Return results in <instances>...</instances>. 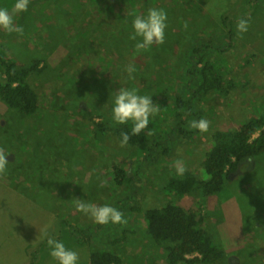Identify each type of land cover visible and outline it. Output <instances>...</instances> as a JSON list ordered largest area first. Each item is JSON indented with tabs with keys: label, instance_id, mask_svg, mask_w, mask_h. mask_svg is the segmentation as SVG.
<instances>
[{
	"label": "rangeland",
	"instance_id": "obj_1",
	"mask_svg": "<svg viewBox=\"0 0 264 264\" xmlns=\"http://www.w3.org/2000/svg\"><path fill=\"white\" fill-rule=\"evenodd\" d=\"M69 1L30 0L28 10L15 16L23 34L9 33L10 50L16 54L3 53L6 58L18 56L20 66H28L40 53L47 68L30 82L39 95L35 113L22 114L10 106L9 112H0V149L8 157L6 171L0 174V264H58L50 255L48 237L77 252V264H89L95 248L108 249L112 244L107 239L122 237L127 242H118L116 248L126 264H170L168 253L153 239L140 238L147 225L142 214L148 207L166 204V187L176 171L175 161L185 165L192 158L198 164L204 157V146L197 142L199 131L189 127L192 120L207 119L211 131L235 127L239 120L262 110L264 0H192L190 5L191 0H149L151 8L167 13L166 31L183 25L187 10H195L196 17H189L178 46L154 44L140 52L135 48L140 37H75L69 15L87 0H71L68 9ZM14 2L0 0V7L11 11ZM58 2L63 5L55 10ZM91 4H87L90 13L81 18V23L91 15L100 18L102 10L118 13L121 20H134L141 6H150L147 0H100L96 7ZM249 16L247 32H236L233 18L238 22ZM225 18L230 21L226 22L228 30L222 28ZM80 30L77 27L75 34ZM4 32L0 35H7ZM52 35L55 44L44 46L43 41ZM251 52L258 56L255 73L261 83L259 87L245 85L233 90L231 95L238 100L235 107L228 103L229 94H211L208 100L212 103L194 95L202 79L201 56L214 57L212 63L217 56L231 59L223 66L231 77ZM129 64L136 69L135 79H129L125 71ZM240 78L243 85L245 79ZM4 79L0 69V81ZM121 87L137 88L139 94L151 96L159 108L149 118L154 129L146 134L143 144L122 147L114 131L97 132L99 126L122 125L112 120L113 98ZM174 97L190 104L174 112ZM19 117L23 121L17 122ZM260 135L261 131L255 133L256 137ZM206 142L212 144L210 134H206ZM188 145L191 150L183 151L187 159H178L180 148ZM164 147L170 149L169 153ZM253 160L248 159L232 174L233 179L218 194L227 196L224 205L220 204L224 199L207 204L197 192L186 197L198 211L201 206L205 216L209 213L220 219V227L215 228L222 236L218 247L230 249L223 264H264V154ZM116 165L133 179L118 185ZM101 182H105L104 187H100ZM77 198L98 206L111 205L124 214L127 223L96 224L76 209ZM137 211L143 212L141 233L139 227L131 225ZM95 240L101 246H90Z\"/></svg>",
	"mask_w": 264,
	"mask_h": 264
},
{
	"label": "trees",
	"instance_id": "obj_2",
	"mask_svg": "<svg viewBox=\"0 0 264 264\" xmlns=\"http://www.w3.org/2000/svg\"><path fill=\"white\" fill-rule=\"evenodd\" d=\"M190 3L192 0L189 1L188 5ZM144 8L141 6L134 16L139 15ZM191 16L196 17L195 10L190 12L187 10V21ZM225 21L230 22L227 19ZM82 24L90 29L95 27L88 23L82 22ZM128 25L133 28V20H129ZM55 42L56 39L52 35L51 38L43 41V45L49 47ZM3 53L4 46L0 40V69L5 76V79L0 81V112L4 114L9 112L8 107L10 106L20 110L22 114L35 113L39 108V95L30 83L29 76L32 74L40 75L46 70L45 58L38 53L36 54L38 58H35L31 64L20 66L16 59L6 58ZM11 54L16 53L12 51ZM212 58L214 57L201 56L202 79L194 95L203 101H209L211 94H214L215 97H223L229 94L228 103L235 107L238 100L232 97L231 92L241 89L245 85L246 87L251 86L249 88L259 87L261 83L259 78H264V73L260 77L255 73V68L258 65V56L255 52L245 56L244 64L240 67L237 66L239 71L233 73L231 77H229V73L226 75L223 71V66L231 59L226 56H217L215 62L212 63L210 60ZM240 75L245 79L243 85ZM171 103V110L174 112L176 108L188 107L190 104L181 97H174ZM260 105L263 107L258 115L251 118L247 116L243 120H239L235 127H216L206 133L199 132L197 142L204 146L202 148V151L205 152L204 157H200L198 164L193 163L192 158L188 160L185 163L187 170L183 176H178L176 171L174 172L166 187L169 199L164 201L166 203L164 206L147 208L145 212L147 225L140 238L149 241L153 239L157 246L168 253L170 264H223L224 257L230 249L220 250L218 247V245H222V236H219L221 231L216 232L215 228L220 227L217 226L220 219L209 213L205 216L201 206L198 211L194 205L190 203L189 205L186 202V197L197 192L200 194L201 200L207 204L214 203V199L218 201L224 199L221 203L219 201L221 205L226 203L227 196L220 197L218 194L226 189L228 181L233 179L232 174L237 173L240 167L247 163L248 159L254 161V158L264 154V103L262 102ZM132 125V121L116 128L104 125L99 126L97 132H102V130L114 131L120 139H122L121 132H128L130 136L128 144H143L146 134L154 129V124L149 122L147 128L142 130L140 134L132 135ZM258 131H261V135L256 137L255 133ZM206 134H210L212 138L211 145L206 142ZM204 142H206L205 145ZM191 145L180 148L178 159H187L183 155V151H190ZM164 151L169 153L170 149L164 147ZM115 174L118 185L123 184L127 179H133V176H127L128 172L118 165L115 166ZM136 213H142V211ZM75 240L77 241V239ZM122 240L123 243L127 242L124 237L116 238L113 241L107 239V242H111V247L103 250L95 248L89 257V264H126L122 259L124 255L121 256L119 254L121 252L116 248V244ZM95 245L101 246V242L95 240V244L90 246ZM188 256H195V258L190 259Z\"/></svg>",
	"mask_w": 264,
	"mask_h": 264
},
{
	"label": "clouds",
	"instance_id": "obj_3",
	"mask_svg": "<svg viewBox=\"0 0 264 264\" xmlns=\"http://www.w3.org/2000/svg\"><path fill=\"white\" fill-rule=\"evenodd\" d=\"M152 6L151 2L147 0ZM30 0H15L11 11L7 7H0V32L7 33V35H0V40L4 46V53L11 54L10 45L8 40L11 39L9 33L23 34V28L17 25L15 22V16L19 13L26 12ZM251 17L247 19L241 18L237 22V31L239 33H245L248 30ZM167 13L163 9L150 8L147 16L137 15L133 20V28L126 26L124 28L116 27H94L102 30L106 36L111 33L116 34L118 37L124 38L130 36L132 40H136L140 37L135 48L137 52L147 51L154 44H163L165 40V29L167 27ZM75 36L81 34L85 38H92L88 30L90 28H83ZM187 28V24H185ZM3 29V30H1ZM69 41L70 38H69ZM153 56L158 57L157 53L154 52ZM38 58V57H33ZM18 61L19 58H16ZM31 64V63H29ZM20 65V64H19ZM125 71L128 73L129 79H135L133 73L136 71L132 64L126 66ZM38 74L30 75V81L35 79ZM159 112V108L153 103L152 97L148 95L139 94L137 88L121 87L117 90L113 98L112 107V120L117 124H126L129 121L133 122L131 128L132 135H138L142 130L147 128L149 124L150 116H154ZM24 118L19 117L17 122L23 121ZM189 127L196 129L200 133H206L209 130L210 122L207 119L201 118L199 120H192ZM151 135V133H149ZM122 139L120 140L121 146H126L130 139L128 132H121ZM251 162V161H250ZM8 165V157L3 149H0V174L5 173ZM176 168V175L183 176L186 172V166L183 161L177 160L174 162ZM105 182H101L100 187H104ZM76 209L85 215H88L96 224H126L127 220L124 219V214L117 208L104 204L97 205L95 203L86 202L82 199L77 198L75 201ZM143 213V212H142ZM145 216V213H143ZM45 236L47 233L45 232ZM47 245L50 249V255L53 257L58 264H77L79 259L78 253L67 248L66 245L55 238L48 237Z\"/></svg>",
	"mask_w": 264,
	"mask_h": 264
},
{
	"label": "crops",
	"instance_id": "obj_4",
	"mask_svg": "<svg viewBox=\"0 0 264 264\" xmlns=\"http://www.w3.org/2000/svg\"><path fill=\"white\" fill-rule=\"evenodd\" d=\"M99 1L100 0H92L93 4H91L90 0H87V1H85L83 3H81L80 5H77L76 9H72V12L70 14L71 16H69V19H70V27H71V30H72L71 32H72L73 35H75V31H76L77 27L88 28V27H85L81 23V18L83 16H86L87 14L90 13V10H89L87 4H91L92 6L96 7L97 6V2H99ZM70 2H71V0L67 4L68 5V9H69ZM62 5L63 4H60V2H58V8L55 9V10H60ZM151 7L152 6L150 5V6H148V8L147 7L144 8V10L139 13V15L146 16L147 10L150 9ZM128 21H129V19L121 20L119 14L118 13H114L111 10H102L100 18H97L94 15H91L88 19L83 21V23H88L90 26H95V27L124 28L126 26H129L128 25ZM187 23H188V21H187V17H186L183 25H181V26H179L177 28L170 27L167 31L165 30V40H164V42L165 43H171V44H177V46H178V42L180 40V34H181V32L186 31L187 28H185V24H187ZM179 30H180V32H179ZM8 42L11 43V39L8 40ZM140 214L141 213H134V215L131 217V220H132L131 225L132 226H137V220H138V227L140 228V225H141ZM142 215H141V217H142Z\"/></svg>",
	"mask_w": 264,
	"mask_h": 264
},
{
	"label": "bare ground",
	"instance_id": "obj_5",
	"mask_svg": "<svg viewBox=\"0 0 264 264\" xmlns=\"http://www.w3.org/2000/svg\"><path fill=\"white\" fill-rule=\"evenodd\" d=\"M95 14H96V12H95ZM69 16H71V15H69ZM225 19H226V18H225ZM225 19L223 20L222 28H223L224 30H228V29L230 28V26H229V24L226 23ZM233 19L235 20V21H234V25H236V24H237V18H233ZM88 32H89L90 35H92L93 37H95V36H99V37H107L103 31H101L100 29H97V28H91V29L88 30ZM236 32H238V31H237V28H236ZM111 34H114V33H111ZM114 35H115L116 37H118L116 34H114ZM120 38H122V37H120ZM116 135H117V134H116ZM117 136H118V135H117Z\"/></svg>",
	"mask_w": 264,
	"mask_h": 264
},
{
	"label": "water",
	"instance_id": "obj_6",
	"mask_svg": "<svg viewBox=\"0 0 264 264\" xmlns=\"http://www.w3.org/2000/svg\"><path fill=\"white\" fill-rule=\"evenodd\" d=\"M179 32H180V30H179ZM22 118V117H21ZM146 201V200H145ZM137 228H138V220H137ZM151 241H152V239H151Z\"/></svg>",
	"mask_w": 264,
	"mask_h": 264
}]
</instances>
